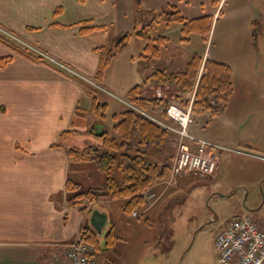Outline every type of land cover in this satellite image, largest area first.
I'll list each match as a JSON object with an SVG mask.
<instances>
[{
    "label": "crops",
    "instance_id": "0c3cea01",
    "mask_svg": "<svg viewBox=\"0 0 264 264\" xmlns=\"http://www.w3.org/2000/svg\"><path fill=\"white\" fill-rule=\"evenodd\" d=\"M139 3L144 10L156 12L166 4H174L188 19L213 16L210 34L198 35L203 46L192 55L199 54L203 63L212 59L230 65L233 90L226 101L211 100L212 109L193 107L190 130L199 137L249 154L218 150L217 174L193 179L205 185L210 181L209 189L221 192L220 198L228 195L236 198L242 185L264 177V169L252 160L264 161V54L258 56L259 50L264 51V0H139ZM136 8V0H0V25L95 78L100 61L97 48L109 47L117 36L134 32ZM173 24H159L154 31L169 37ZM89 27L93 28L82 32ZM218 29L222 47L214 52ZM135 41L138 37L133 35L129 44L138 43ZM169 43L170 40L161 57L154 60L144 59L145 44H137L139 53L128 55L123 61L132 71L122 74L116 82L111 78L110 67L130 48L128 45L108 67L102 80L105 88L128 97L133 86L142 84L145 98L160 100L158 113L170 97H183L193 106L197 84L193 91L181 92L174 83H158L152 76L158 69L166 74L186 69L192 55L179 58L177 53L166 49ZM233 50L238 51L234 54ZM8 56L10 62L0 67V264H41L50 254L80 237V230L88 224L95 206L108 212V231L118 236L116 220L130 221L128 228L135 232L122 239L144 241L139 234L142 219L151 222L159 218L160 210L175 201L177 195L172 196L171 189H178V194L182 191L179 182L184 176L170 178L177 155L170 135L154 145L139 143L137 133L132 141L133 154L143 151L151 164L160 170L166 166L169 171L166 178L141 193L144 204L136 208L141 212L138 218L124 212L123 204L129 198L100 200L91 210L82 211L79 206L69 204L67 181L71 179L86 190L103 187L106 179L96 163L72 159L69 149L100 145L99 130L105 127L103 124L113 129L118 121L114 115L125 107L117 102L110 105V100L100 101L91 85L67 76L48 62L27 58L0 41V58ZM94 97L108 105L105 121H100L92 110ZM109 117L114 119L111 127L107 125ZM188 184L186 180L183 189ZM199 184L193 181L192 189ZM151 188L160 195L164 193L165 198L150 205L144 193ZM145 251L143 243L134 244L119 262L139 264Z\"/></svg>",
    "mask_w": 264,
    "mask_h": 264
},
{
    "label": "trees",
    "instance_id": "16d2710c",
    "mask_svg": "<svg viewBox=\"0 0 264 264\" xmlns=\"http://www.w3.org/2000/svg\"><path fill=\"white\" fill-rule=\"evenodd\" d=\"M136 4L134 32L122 33L111 46L97 48L100 61L95 79L98 82H102L108 67L115 57L129 45L133 35L145 42L142 57L154 60L161 57L162 50L170 40L167 36L151 34L157 25L164 23L167 26L171 23H180L183 41H188L191 34L206 37L213 27L214 19L211 15L188 19L181 14L179 8L174 4H166L158 12L144 10L140 7L139 0H136ZM81 23L85 22L82 21ZM92 28H83L82 32L86 33ZM0 41L27 58L47 62L2 34H0ZM10 60L11 56L0 58V67H4ZM203 61V57L194 54L190 57L185 70L166 74L164 70L158 69L153 72L152 76L156 78L155 81L158 83H174L181 92H191L197 84L193 107L212 109L211 100L223 102L230 97L233 90V71L232 67L226 63L212 59H207L204 63ZM142 90V84L133 86L128 92L129 101L145 109L150 108L155 111L160 100L145 98L142 95ZM107 108V103L99 102L94 97L92 110L98 116L106 117ZM161 114L165 115V112H161ZM114 117L118 121L113 126L112 131L104 128L98 133L103 140L102 144L86 148L71 147L69 149V156L72 159L96 163L97 168L105 175L106 179L103 187L86 190H81L80 184L71 179L67 181V189L70 192L68 202L72 206H79L82 211L87 210L82 202L85 199L94 202L100 199L124 197L129 198L123 205L124 212L131 214L133 210L144 204L141 193L155 182L169 175L166 166L160 170L158 166L151 164L146 159L143 151L134 154L130 151L136 133L140 137L139 143H150L151 145L156 144V142L162 143L169 136V133L127 108L120 114H115ZM80 232L82 240L94 245L99 252L103 250L100 237L89 224L82 226ZM116 239L115 232L109 230L105 236L104 246L112 247Z\"/></svg>",
    "mask_w": 264,
    "mask_h": 264
},
{
    "label": "rangeland",
    "instance_id": "374dc122",
    "mask_svg": "<svg viewBox=\"0 0 264 264\" xmlns=\"http://www.w3.org/2000/svg\"><path fill=\"white\" fill-rule=\"evenodd\" d=\"M180 29L181 25L176 23L172 25V30L169 31L168 35L170 37V43L166 49L172 50L179 55V58L184 59L192 55L193 52L198 51V49H201L203 44L200 39H198V34H191L189 36V41H183V35ZM152 34L156 36L159 35V32L152 31ZM17 35L20 36L19 34ZM119 36H117V38ZM23 40L30 42L24 38ZM135 42L138 43H135V45L134 43L129 44L130 48L127 49L125 53L119 55L118 59L113 63L114 65H111V74L113 76L111 78L114 79V81L118 82L122 74L132 71L131 67L125 62L123 63V61L128 55H137L139 53L138 46L145 44L140 38ZM220 47H222V44L220 43L218 29L212 51H218ZM41 49L45 51L43 48ZM233 51L235 54L238 50ZM259 51L258 56L264 54L263 50ZM47 53L50 54L49 52ZM260 58H262V56L259 57V59ZM255 68L258 70L259 64L255 65ZM259 72L261 73V70H259ZM92 79L96 82V85L88 84L92 86L94 93H97L100 101L105 102L106 100H110V105L113 102H117L124 107L118 98L128 99L127 96L120 94V92H115L113 95L107 93V91L111 90L105 88L103 82H98L95 78ZM170 94L172 95V93H167L169 96ZM182 98H168L159 108V110L161 109L159 113L163 112L166 106L172 102H178L184 106H188L189 104L186 102V99ZM147 110L158 113V110L153 111L150 108ZM104 119L107 118L100 117V121H105ZM113 124L114 119L109 117L107 125L111 127ZM103 126L109 130L106 125L103 124ZM104 128L102 130H104ZM102 130H99V132ZM110 131H112V127ZM102 141L101 139L99 144H101ZM252 160L255 164L261 166L260 169H264V161H258L253 158ZM255 170H257V168H255ZM184 177H182L183 181L179 182V188L182 187L181 193L178 194V189H171V191H174L172 196L177 195L175 201H170L167 206L160 210L161 214L159 218L152 219L151 222H147V218L142 219V226L139 234L145 238L144 241H140V238H136L134 241L122 239L125 238V235L130 237L135 231L132 228H128V225L131 224L130 221L120 222L116 220V232L119 238L112 247H103V250L99 252L98 255L102 264H121L119 260H121L126 250L128 252L132 245L141 246L142 243L146 251L142 254L139 264H222L218 260V253L215 247V235L235 214L247 213V215L258 221L264 228V177L261 178L262 176H260L253 182L242 185L236 198L229 195L226 198H220L221 192L216 193V190L209 189L212 185L210 181H208V185H205L204 183L199 184L200 181H195L198 179H193L195 178L193 176ZM184 179L189 181L186 189H183L186 182ZM193 181L199 185L192 189ZM200 185H204V187H200ZM150 191H153V188H151ZM160 194V192H157L158 196H160ZM164 196L163 193L156 202L165 198ZM117 199L121 200L125 198L121 197ZM98 201L92 202L85 199L82 202L87 210H91L93 205ZM143 214L144 213H142V215ZM131 216L134 218L132 213ZM102 240H104V238Z\"/></svg>",
    "mask_w": 264,
    "mask_h": 264
},
{
    "label": "built area",
    "instance_id": "2783aa9c",
    "mask_svg": "<svg viewBox=\"0 0 264 264\" xmlns=\"http://www.w3.org/2000/svg\"><path fill=\"white\" fill-rule=\"evenodd\" d=\"M0 34L56 66L67 76L96 85V82L86 74L48 54L37 45L24 41L15 32L2 25H0ZM107 93L113 95L110 91ZM118 99L125 108L152 121L169 133L177 149V155L171 165V179L182 176L214 177L219 169V160L215 153L218 150L249 154L243 149L232 148L193 134L190 130L194 122L192 103L184 106L181 103L172 102L163 110L165 115H162L151 112L127 98ZM144 196L149 204L153 205L161 195L158 196L156 191L149 190L144 193ZM132 215L138 217L140 212L134 210ZM215 247L218 260L222 264H264V228L251 216L238 214L217 231ZM98 254L99 251L94 245L79 237L50 254L41 264H102Z\"/></svg>",
    "mask_w": 264,
    "mask_h": 264
},
{
    "label": "water",
    "instance_id": "95a60500",
    "mask_svg": "<svg viewBox=\"0 0 264 264\" xmlns=\"http://www.w3.org/2000/svg\"><path fill=\"white\" fill-rule=\"evenodd\" d=\"M88 224L98 234L101 239V245L105 247V236L109 225L108 212L102 210L99 206H95L88 216ZM103 238L104 240H102Z\"/></svg>",
    "mask_w": 264,
    "mask_h": 264
}]
</instances>
